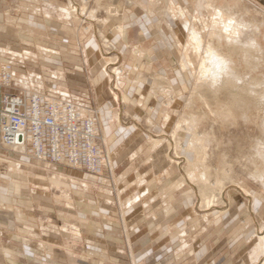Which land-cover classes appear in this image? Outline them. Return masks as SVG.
I'll return each mask as SVG.
<instances>
[{"label":"rangeland","instance_id":"374dc122","mask_svg":"<svg viewBox=\"0 0 264 264\" xmlns=\"http://www.w3.org/2000/svg\"><path fill=\"white\" fill-rule=\"evenodd\" d=\"M44 1L64 6L62 10H65L68 17L78 19L75 27L78 37L73 34L76 30L73 32L70 27L48 25L44 28L28 22L35 9L38 13L42 8L43 12ZM44 1L39 0L35 7L30 0H11V14L15 17V23L19 22L13 26L12 33H17L19 29L23 35L32 33L36 37L37 34L45 36L44 32L51 34V31L56 32L55 29H58V36L63 39L70 37L68 39L72 47L84 45L91 37L96 39L98 46L94 47L89 67L98 66L99 72H90L83 67L80 77L85 76L86 90L76 99L86 105L87 110L92 109L99 114L104 166L98 172L75 169L84 173L74 171L73 174H79V177L73 175L71 178L67 173L75 167L53 163L51 167L65 174L62 180L59 176L51 178L52 184L57 188L51 185V189L40 193L24 189L20 196L26 206H33L37 215L38 226L32 232H21L24 224L16 219L15 212L21 209L16 192H13L14 195L8 201L0 197V237L3 242L7 241L21 248L29 246V250L32 248L30 254L41 261H46L51 253L59 264H135L131 251L141 258L143 264H197L199 259L194 254L183 257L180 261L176 260L181 245L180 236L184 234L181 230L184 227L180 223L187 220L190 223L186 227L188 236L193 232L190 237L192 250H199L201 239L207 235V250H233V263L240 261L241 255L253 247V260L260 261L261 235H264V98L263 103L250 98L246 104H229L227 107L229 102L225 100L224 92L219 90L217 96L223 100L222 104L218 101L207 105L198 93L197 86L201 83L205 87L210 82V73L201 72L199 68L210 44L233 64V67L229 64V69L236 78H241L242 84H252L253 81L256 90L264 95V0H199L198 9L205 7L206 10L202 22L196 24L187 18L185 10L179 4L169 2L171 16L176 21L184 20L186 28L181 32L173 31L165 39L173 44L170 48L162 45L154 36L133 42V30L138 35L139 29L137 25L132 27L124 19V14L131 10L142 14V0ZM48 4L50 3H47V10L51 8ZM77 4L83 8L84 13L82 10L80 14L71 11V5ZM156 5L163 10L166 8L162 0L154 7ZM37 13L35 19L42 20L43 16ZM88 14L93 16L86 18ZM20 18L23 20L19 21ZM124 25L129 27V43L125 47L117 46L113 38L116 33L123 32ZM191 27L198 29L202 35L203 48L200 53L187 44ZM216 31L218 34L222 33L217 35ZM228 36L232 38L229 39ZM162 37L164 38L163 32L158 38ZM23 40L16 47H28ZM38 40L41 38L34 42ZM155 44L157 46L154 48ZM155 51L157 58L152 62L149 53L154 54ZM168 54L170 58L166 61ZM106 56L112 58L114 64L108 65ZM73 64L65 62L66 67ZM104 65H108L111 71V66L120 68V79L129 74V87H140V90L126 98L124 95L130 92V88L126 91L123 84H119L120 89H114L118 77L106 73ZM4 66L10 67V75L12 72L10 62L2 63L0 82ZM139 70L143 76L137 78ZM97 76H103L98 83L92 80ZM111 78L114 79L113 82ZM78 86L74 88L79 89ZM114 91L117 96H114ZM106 104H109L114 114L110 119L103 116ZM108 120L112 124L110 133L104 131V122ZM177 126L181 129L176 143H170L168 137ZM107 130L109 131V127ZM126 132L129 133L126 135ZM124 135L123 140L120 139ZM158 137L163 141L154 144V139ZM189 140L196 142L201 150L202 157H199L198 162L196 153L184 148ZM16 151L18 149L6 147L0 140V190L10 184V180L4 175L10 168L6 155L16 160L20 154ZM182 155L187 159L182 160ZM202 171L210 173H207L210 183L219 181L224 185L226 201L220 202L214 209L203 210L204 207L200 206V190L196 185L203 175ZM148 181L156 195L154 203L158 205L151 211L145 208L146 212L139 205L130 208L129 199L140 184ZM167 205H170L169 209ZM80 211H85L84 217L78 215ZM204 215L206 219H203ZM166 219L169 220L167 228L176 237L172 239L166 234L157 240ZM150 220H153V225ZM194 220H199L206 226V231L197 233L196 228L199 227L191 225ZM252 226L258 232L246 239V233ZM55 228L62 229V232H82V239L75 240L77 245L74 250H65L63 245H68L67 238H57L51 232V235L43 233ZM35 230L41 231L47 244L66 243L61 246L52 244L53 250H44L41 245H37L40 233L34 235ZM128 231H133L130 235L133 250L127 244ZM17 233L19 237H16ZM1 242L0 239V247ZM17 260L24 264L33 262L23 255H17Z\"/></svg>","mask_w":264,"mask_h":264},{"label":"crops","instance_id":"0c3cea01","mask_svg":"<svg viewBox=\"0 0 264 264\" xmlns=\"http://www.w3.org/2000/svg\"><path fill=\"white\" fill-rule=\"evenodd\" d=\"M11 0H0V65L5 62H10L12 64V72H11V84L9 85H3L1 86L0 90L2 93L5 92H12V93H23L27 94L30 92H38L39 94L47 97H55V98H77L80 94H84V83L86 82L85 76L82 78L81 72L83 70V67H86L87 69L92 71H98V66H92L90 68V58L92 52L95 50L94 47L98 46V42L96 39L89 38L88 42H84V45L81 46H70V41L68 37L58 36V29H55L57 32L51 31V34H46L44 32L43 36L42 34H37V38H41V40H38L37 42H34L35 34L29 33L26 35H23L20 33V30L18 29L17 33H12L14 30L15 23V17L13 14H11ZM27 1V0H24ZM34 2V6L37 7V3L39 0H30ZM44 1V0H43ZM160 0H149L147 2L146 0L141 1L142 8V14L135 12L134 10H131L128 14H124V19L126 18L128 22L131 24V26L136 27L138 26L139 34L136 35L135 31L133 30V42H140L148 37L154 36L157 37L158 41L166 46L167 48L173 47V44L170 42H166L165 39L170 37V35L173 34V31L181 32L182 30H186L184 27V20H177L173 18L172 10L170 9V3L174 2L176 4H179L186 12L187 18L191 19V22L193 24H196L197 22H200L203 19V15L205 14V7H202L201 9H198L197 2L199 0H162L164 4L166 5V8L160 9V6H155V4H159ZM44 10L43 12L38 10L37 13L35 9L34 12L43 16L42 20H37L35 18V13H31L28 19L29 23H35L38 26H41L44 28L48 25H53L55 27H70L72 28V31L74 32L76 25H78V19L68 17L65 12L62 10L64 6L55 5L53 2H45L44 1ZM47 3H50L48 7H51L50 9H46ZM154 3V5H152ZM164 5V6H165ZM23 20L20 18L19 21ZM166 22H163V21ZM202 22V21H201ZM164 24V27L169 30V32H166L165 28L162 26ZM129 27L124 25L123 32L121 34L115 35L113 38V41L117 46L125 47L128 42V36ZM33 29V28H32ZM159 29V30H158ZM153 31V32H152ZM42 31H37V33H40ZM72 32V33H73ZM161 32L164 33V38H158ZM77 37L79 36V33L76 32L73 33ZM25 36V37H23ZM47 36V37H46ZM147 37V38H146ZM24 38V40H23ZM25 38L27 40H25ZM70 38V37H69ZM144 38V39H143ZM29 39V40H28ZM78 39V38H77ZM21 40L26 41L28 44V47L22 48L16 47L19 46V42ZM63 40V41H62ZM65 40V41H64ZM131 41V39H130ZM33 42V44H32ZM93 42H96L94 45ZM152 45V44H150ZM149 45V46H150ZM91 46V47H90ZM157 44H155L153 47L155 48ZM84 47V48H83ZM150 50V49H149ZM171 53V52H170ZM157 58L156 51L154 54L149 53V59L152 60V62ZM170 58V55L168 54L166 56V61ZM135 59V58H133ZM65 62H73L74 64L70 67L65 66ZM128 71V70H127ZM130 71V70H129ZM99 72V71H98ZM102 75V74H101ZM129 74L124 75L120 80L119 84H123L122 87H124V90L127 91L128 88H130V81ZM142 71L139 70L137 72V78L142 77ZM91 77V76H90ZM103 76H97L93 78L92 80L95 82H99L102 79ZM79 85V89L74 88V86ZM82 86V87H81ZM133 88V89H132ZM130 88V92L126 93L124 96L127 95L130 96L133 95V93L137 90H140V87H132ZM127 98V97H126ZM134 101V99H133ZM104 118H111L114 116L113 111L111 110L109 104H106L104 106ZM104 131L107 133H110L112 130V124L108 120L107 122H104ZM107 127H109V131L107 130ZM131 131V129H130ZM129 131V132H130ZM128 132V133H129ZM126 132V135L128 134ZM124 136H121L120 139L123 140ZM119 139V140H120ZM19 154L18 159H13L10 155H6L8 158V162L10 163V168L8 171L4 174L5 178L10 180V184L8 187L4 188L1 187V194L0 197L2 199H5L6 201L10 200L9 197L16 192V195L20 198V208L18 211L15 212L17 215V220L20 221L23 225V229H21V232H32L33 228L37 227V215L35 212V209H33L32 205L26 206L25 201L22 200L20 194L23 192V190H28L36 193L45 192L49 189H51V185L55 188L51 182V178L55 176H59L60 179L64 177V173L58 171V169L51 167L53 163L43 160V159H36L34 158L27 150L25 149H19L16 151ZM61 166V164H60ZM56 170V171H52ZM64 168V167H62ZM82 170L80 168H71L70 172L67 173V175H70L72 178L73 175L76 177L79 174L84 173V171H78ZM76 171L79 174H73V172ZM79 177V176H77ZM75 186V185H74ZM153 186L151 183L143 182L139 185L138 190H136L133 194V197L129 199L130 208L135 207L136 205H139L140 208L143 210L145 208L148 209V211L154 210V207L158 205L154 203L156 199V195L153 193ZM9 194V195H8ZM29 202V201H28ZM9 204H12L9 202ZM24 204V205H23ZM171 205V204H170ZM169 205V206H170ZM168 206V205H167ZM166 206V209H167ZM168 206V209H169ZM146 212V210H144ZM154 213V212H152ZM85 211H80L78 215L81 217L85 216ZM156 214V213H155ZM216 214V213H214ZM262 217L264 219V209L262 212ZM155 217V216H154ZM205 217L203 219H206ZM169 220H164L165 225L161 228V233L159 234V237L157 240H160L163 238L166 234H169L172 239L176 237L173 235L172 231H170L169 227L167 228V224ZM11 223H15L13 220H10ZM163 222V223H164ZM153 220H150V224L153 225ZM249 223V220L247 221ZM189 224L187 220H183L180 223L181 227H184L182 234L180 236L181 239V245L180 250H178L176 254V260L179 261L186 256H190L191 254H194L196 259H199V263L197 264H256L257 261L253 260V249L248 250L245 252L244 255H241L240 261H236L235 263L232 262V256H233V250H207V235L204 236L201 239L199 250H192L193 245L190 243V237L193 232H191V235L188 236V230L186 227H189ZM12 225V224H11ZM191 225H194L196 227V232L199 234H202L201 232H205L207 227L204 226L199 220L194 222H191ZM191 227V226H190ZM50 230V228H49ZM54 235L57 238H67L69 240L68 245H63L65 250H74L75 246L77 245V241L75 240H81L82 239V232H76V231H68L62 232V229H54L53 231H44L43 233L46 235ZM258 229L254 228L253 226L249 229V231L246 233V239H249L254 233H257ZM10 233V232H9ZM40 233V234H39ZM134 233L136 231L134 230ZM195 233V231H194ZM27 234V233H26ZM39 234L37 237L38 242L37 245H41L42 249L44 250H53L51 249L52 244L61 246L64 242H54L47 244L44 241V237L41 235V231L35 230L34 235ZM133 234V231H128L126 236L128 238L127 244L130 247L131 250H133L132 241H130V235ZM13 235V234H12ZM16 235V234H15ZM14 235V236H15ZM19 237V233H17V236ZM1 239V247H0V264H24L20 263L17 260V255H23L27 256L28 259H31L33 262L31 264H59L56 259L50 255L49 258H46V261H41L40 259L36 258L35 255H31V250H29V246L27 248H21L19 246H15L11 243L3 242ZM113 242V241H112ZM158 242V241H157ZM28 244V243H27ZM29 245V244H28ZM118 249V248H117ZM31 253V254H30ZM132 258L134 260L135 264H143L140 257H137L131 251ZM220 255V256H218ZM26 264V263H25ZM174 264V263H173ZM185 264H188L187 262ZM191 264V263H190Z\"/></svg>","mask_w":264,"mask_h":264},{"label":"built area","instance_id":"2783aa9c","mask_svg":"<svg viewBox=\"0 0 264 264\" xmlns=\"http://www.w3.org/2000/svg\"><path fill=\"white\" fill-rule=\"evenodd\" d=\"M10 77V67L4 66L0 88L9 85ZM0 140L54 164L90 172L104 166L99 114L76 98L0 90Z\"/></svg>","mask_w":264,"mask_h":264},{"label":"bare ground","instance_id":"6f19581e","mask_svg":"<svg viewBox=\"0 0 264 264\" xmlns=\"http://www.w3.org/2000/svg\"><path fill=\"white\" fill-rule=\"evenodd\" d=\"M76 4V3H75ZM173 4V3H172ZM173 7V6H172ZM211 9V8H210ZM84 13L83 8H81L78 4L77 5H71V11L74 14H80L81 11ZM213 10V9H212ZM65 12V10H64ZM184 12V11H183ZM214 12V11H213ZM212 12V13H213ZM224 12V11H223ZM182 13V12H181ZM221 13V12H220ZM91 14V13H90ZM88 14V17L86 16V18H91L93 16ZM185 14V13H184ZM86 15V14H85ZM77 16V15H76ZM90 16V17H89ZM216 16V14H215ZM220 17V16H219ZM181 18V17H180ZM231 18V17H230ZM220 19V18H219ZM90 20V19H89ZM205 20V19H204ZM224 20V19H223ZM216 21V20H214ZM226 21V19H225ZM238 24V23H236ZM235 24V25H236ZM215 25V24H213ZM193 26V25H192ZM225 26V25H224ZM223 26V27H224ZM185 27V26H184ZM215 27V26H214ZM227 27V25L225 26ZM234 27V26H233ZM232 27V28H233ZM220 28V27H218ZM229 28V27H228ZM217 29V28H216ZM227 29V28H226ZM231 29V28H230ZM237 29V28H236ZM235 29V30H236ZM225 31V30H224ZM227 32V30L225 31ZM189 34L187 35V38L189 39L188 41V46H191V48L195 51V52H199L201 51V49L203 48V44H202V38H201V33L198 32V29L191 27L189 29ZM215 33V32H214ZM217 35H220L222 32H219L220 34H218V32L216 31ZM236 33V31L234 32ZM228 34V33H226ZM230 34V33H229ZM161 35V34H160ZM232 35V34H230ZM215 37V36H214ZM226 37V36H225ZM229 39L232 38V36H228ZM227 38V39H228ZM235 38V37H234ZM228 39V40H229ZM233 41V40H230ZM234 45L236 43H233ZM214 46V45H213ZM189 51V50H188ZM208 53L207 55L205 54V58L201 61L199 68L201 72H209V76H210V82L207 84V86H203L204 84L199 83V86H197V91L200 94V96H202L204 98V100L206 101L207 105H211L213 103H216L219 101V103L223 100L219 99V95L217 96L219 90L224 92V98L225 100H227V107L228 105L232 104V105H241V104H246L248 102V99L252 98L256 101L260 100V103H263L262 99L264 98V95L262 94V92H259L256 90V86L253 85V81L252 84L250 82L246 83V84H242L240 82L241 78H236V75L232 74V72L229 69V60L227 59V57L224 56L223 53L221 52H217L214 50V48L212 47V45L209 44L208 46ZM104 57V56H103ZM106 62L107 64H114L112 63V58H110L109 56H106ZM105 60V59H104ZM188 62V61H187ZM102 64V63H101ZM108 65H104V71L106 73H109L111 75L117 76L118 80L116 81V86L114 87V89H120L119 88V79H120V71L118 67H112L113 69L112 71L110 70V68L108 67ZM233 67V64H230ZM124 72V71H123ZM105 73V74H106ZM207 75V74H206ZM204 77V76H203ZM110 78V76H109ZM203 79V78H202ZM201 79V80H202ZM112 82L114 81L113 78L110 79ZM199 80V81H201ZM206 81V80H205ZM115 83V82H114ZM160 86V85H159ZM196 91V92H197ZM114 96H117L116 92L114 91ZM198 94V95H199ZM202 98V99H203ZM221 102V104H222ZM218 103V104H219ZM224 103H226L224 101ZM226 105V104H224ZM213 106V105H212ZM217 105H215L216 107ZM245 106V105H244ZM214 109V108H213ZM230 109V108H229ZM225 110V109H224ZM212 114V113H211ZM229 114V113H228ZM222 115V114H221ZM220 117V115H219ZM194 120V119H193ZM191 122V121H190ZM192 124V123H191ZM189 125V124H188ZM193 125V124H192ZM197 125V124H196ZM190 126V125H189ZM180 126H177V128L174 130V132L168 137V141L170 143H176V137L179 134V130L181 128H178ZM186 127V126H185ZM188 127V126H187ZM192 127V126H191ZM194 127V125H193ZM192 127V128H193ZM194 129V128H193ZM197 129V128H196ZM189 131V130H188ZM194 131V130H193ZM192 132V131H190ZM197 132V131H196ZM198 133V132H197ZM192 135V134H191ZM163 139L155 138L154 139V144H159L160 142H162ZM167 141V140H166ZM196 143V142H195ZM193 142V140H189V142L187 143L186 146H184V148L186 150H191L193 152L196 153V155L198 156V158L196 159L198 162L200 159L199 157H202L200 152V148L196 146ZM200 143V142H197ZM202 143V141H201ZM203 145V144H202ZM206 146V145H203ZM183 147V145H182ZM205 149V148H204ZM207 149V148H206ZM205 149V150H206ZM207 153V152H206ZM194 155V154H193ZM195 155V156H196ZM178 157V156H177ZM180 157V156H179ZM207 157V156H206ZM180 158L187 159L184 157V155H182ZM194 158V157H193ZM208 159V158H207ZM206 160V159H203ZM178 162V161H177ZM204 163V162H203ZM185 168V167H184ZM207 168V167H206ZM191 171V170H190ZM189 171V172H190ZM203 172V171H202ZM231 172V171H230ZM208 173V172H207ZM206 171L203 172V175L200 179H198L197 181V185L196 187L200 190V201H201V207H204L203 210H209V209H214V207H218L219 203L221 202H225L226 198H225V189H224V185L217 181L214 183H210L208 175H207ZM210 174V173H208ZM212 180V179H211ZM220 180V179H219ZM213 182V181H212ZM195 186V185H194ZM191 187V186H190ZM196 189V188H195ZM264 234V232H263ZM258 246V245H257ZM260 248L262 249V258L260 259L259 262L260 264H264V235H261V244H260ZM258 254V253H257ZM261 254V253H260ZM259 255V254H258ZM260 258V257H259Z\"/></svg>","mask_w":264,"mask_h":264}]
</instances>
